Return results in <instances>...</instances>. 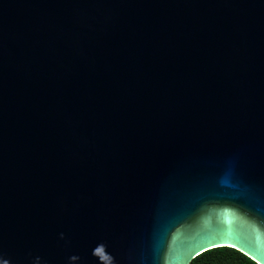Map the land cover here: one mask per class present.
<instances>
[{"label": "water", "instance_id": "water-1", "mask_svg": "<svg viewBox=\"0 0 264 264\" xmlns=\"http://www.w3.org/2000/svg\"><path fill=\"white\" fill-rule=\"evenodd\" d=\"M264 264V0H0V264Z\"/></svg>", "mask_w": 264, "mask_h": 264}, {"label": "trees", "instance_id": "trees-1", "mask_svg": "<svg viewBox=\"0 0 264 264\" xmlns=\"http://www.w3.org/2000/svg\"><path fill=\"white\" fill-rule=\"evenodd\" d=\"M189 264H258L241 251L221 246L203 251L195 256Z\"/></svg>", "mask_w": 264, "mask_h": 264}]
</instances>
